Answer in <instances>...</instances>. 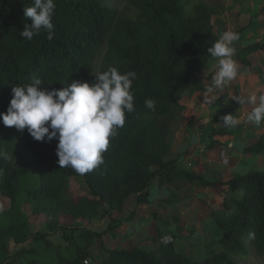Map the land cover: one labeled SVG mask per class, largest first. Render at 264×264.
<instances>
[{
    "label": "trees",
    "instance_id": "16d2710c",
    "mask_svg": "<svg viewBox=\"0 0 264 264\" xmlns=\"http://www.w3.org/2000/svg\"><path fill=\"white\" fill-rule=\"evenodd\" d=\"M125 1L133 14L120 11L117 0H54L50 41L46 29L31 40L20 36L30 23L24 9L33 0H0V113L7 111L13 86L33 77L51 90L74 79L93 82V73L111 66L136 73L134 111L126 113L124 126L110 137L103 163L84 175L60 168L58 139L37 141L27 129L20 132L0 119V151L10 157H0V194L10 201L7 209L0 208V264H91L97 238L130 221L136 211L124 218L114 214L132 197L137 206L150 204L149 186L156 178L159 186L185 179L229 191L225 215L215 216L218 234L194 257L178 247L176 237L162 239L159 216L152 212L153 224L143 237L131 246L106 247L96 264H246L252 256L264 263V166L210 180L179 167L177 158L169 156L184 110L181 96L188 87L204 91L213 85L204 82L213 73L199 74L213 59L207 50L220 36L208 3L200 1L187 10L184 0ZM235 48L238 59L250 64L248 56L264 43ZM147 99L155 100L154 110L145 106ZM245 152L264 155V131ZM73 176L83 179L88 194H65ZM25 205L32 214L45 215L43 228L33 230ZM106 217L111 220L104 231L82 222ZM180 225L178 220L176 227ZM144 241L153 248L142 246ZM11 243L22 245L13 255Z\"/></svg>",
    "mask_w": 264,
    "mask_h": 264
},
{
    "label": "clouds",
    "instance_id": "9594fccd",
    "mask_svg": "<svg viewBox=\"0 0 264 264\" xmlns=\"http://www.w3.org/2000/svg\"><path fill=\"white\" fill-rule=\"evenodd\" d=\"M55 8L54 0H33L32 5L24 9V17L30 23L25 24L20 36L31 40L41 29H46L47 39L51 41ZM239 40L238 32L226 30L208 48V53L217 60L212 76L215 88L223 89L238 77L240 66L234 59V45ZM93 74V82L74 79L70 84L65 83L62 89L42 88L45 81L39 77H33L27 84H16L7 111L0 113V119L5 126H15L20 132L27 129L37 141L58 139L56 151L60 168L71 167L84 175L103 163L110 137L124 126L126 113L134 111L131 91L136 79L134 71L121 72L118 67L111 66ZM214 87L206 89V102L217 99L215 95H208L214 92ZM230 99L240 106H252L246 117L249 123L255 126L264 123V93L234 94ZM155 105L153 99L145 101L149 109L154 110ZM221 121L226 127H235L239 123L231 113L223 115ZM0 157L10 158L2 151Z\"/></svg>",
    "mask_w": 264,
    "mask_h": 264
},
{
    "label": "crops",
    "instance_id": "0c3cea01",
    "mask_svg": "<svg viewBox=\"0 0 264 264\" xmlns=\"http://www.w3.org/2000/svg\"><path fill=\"white\" fill-rule=\"evenodd\" d=\"M205 1L210 7L213 24L220 35L226 30H232L240 34V40L235 44L245 46L256 42L264 43V0ZM248 58L250 64H244L238 59L235 51L234 59L240 66L239 75L223 89L212 85L214 92L208 95H215L217 99L206 102V90H196L193 87H188L181 96L180 100L184 105L183 116L174 129L172 152L169 155L177 158L179 167L196 171L210 180H227L252 168L263 167L264 155L246 153L245 147L264 131V123L260 126L249 123L246 117L252 106H240L238 102L230 99L234 94L264 93V48L250 54ZM216 64V58L211 59L199 74H214ZM204 82L212 83V77ZM229 113L238 118L237 126L226 127L222 123L221 117ZM220 152L226 157L225 162L224 159L220 160ZM181 180L185 179H178L176 183H181ZM202 194H207V190H202ZM214 195L208 196L209 199L213 201ZM222 196L226 197V194ZM142 206L145 205H134L136 213L140 210L144 212ZM159 217L163 222L162 217Z\"/></svg>",
    "mask_w": 264,
    "mask_h": 264
},
{
    "label": "rangeland",
    "instance_id": "374dc122",
    "mask_svg": "<svg viewBox=\"0 0 264 264\" xmlns=\"http://www.w3.org/2000/svg\"><path fill=\"white\" fill-rule=\"evenodd\" d=\"M200 1L205 0H184L183 5L187 10H189ZM115 6L118 7L120 11L125 13H134L132 6H130L125 0H117ZM261 154L263 155V153ZM219 158L222 161L224 159V162L226 160V157H224L221 152L219 154ZM262 162L264 166L263 156ZM177 180L178 179L172 183L169 182L164 186H159L157 185L158 179H154L149 186L151 203L141 207L144 208V212L141 210L138 211L130 221L126 219L120 227L112 231H108L107 233L105 232L102 237L97 238L91 249L94 259H90L91 264H96V260L102 259L106 253V247H127L135 244L149 231V226L153 224V219L151 217L152 212H156L157 215L159 214L158 216H161L165 221L161 222V218L158 217V222H160L164 230L162 237L163 240L167 241L171 240L173 236L176 237L175 240L178 247L183 249L188 254H193L194 257H198L200 253L204 252V242L213 239L214 236L218 234L215 227V216L225 215L224 200L226 199L225 201L230 203V193L229 191L219 192L215 188H203L200 184L191 183L187 180H181V183H176ZM204 189L207 190V194H204L206 196L202 194V190ZM88 193L89 190L87 185L79 176L72 177L70 186L65 192V194L69 196H79ZM208 194H210L211 197L212 194H215L213 199L214 202L209 199L210 195ZM223 194H226V197H223ZM222 198H224V200H221ZM134 200V197L127 200L124 205V210L121 213H115V217L124 218L132 210H135ZM9 206V199L0 194V208L7 209ZM24 211L32 224L33 230H37L45 226L46 217L43 213L32 214L27 205L24 206ZM142 213L146 214L143 218L139 215ZM175 219H178L181 224V227H176L177 229L175 226L178 220L175 221ZM110 220L111 218L106 217L104 219H84L82 222L85 226L91 229L104 231ZM52 238L59 240L58 235H55ZM27 245L28 243L24 244V246ZM141 245L147 248H153L154 246L149 241H144ZM21 246L22 245L16 246L11 243L10 251L12 255L19 250ZM246 264L264 263H262V261L257 259L255 256H252L248 258Z\"/></svg>",
    "mask_w": 264,
    "mask_h": 264
}]
</instances>
